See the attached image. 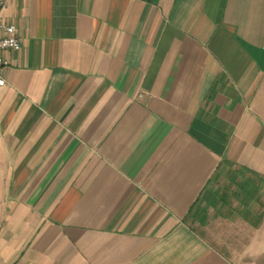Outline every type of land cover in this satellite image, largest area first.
Returning a JSON list of instances; mask_svg holds the SVG:
<instances>
[{"label": "crops", "instance_id": "1", "mask_svg": "<svg viewBox=\"0 0 264 264\" xmlns=\"http://www.w3.org/2000/svg\"><path fill=\"white\" fill-rule=\"evenodd\" d=\"M0 264H264V0H7Z\"/></svg>", "mask_w": 264, "mask_h": 264}, {"label": "built area", "instance_id": "2", "mask_svg": "<svg viewBox=\"0 0 264 264\" xmlns=\"http://www.w3.org/2000/svg\"><path fill=\"white\" fill-rule=\"evenodd\" d=\"M6 4L7 0H0V88L5 85L2 72L8 65V61L4 58L3 54L6 51L17 52L21 48L16 27L11 24H6L3 21V12L6 8Z\"/></svg>", "mask_w": 264, "mask_h": 264}]
</instances>
